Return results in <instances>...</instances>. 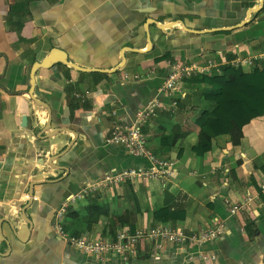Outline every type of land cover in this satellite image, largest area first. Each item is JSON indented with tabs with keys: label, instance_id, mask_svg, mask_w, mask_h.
I'll use <instances>...</instances> for the list:
<instances>
[{
	"label": "crops",
	"instance_id": "crops-1",
	"mask_svg": "<svg viewBox=\"0 0 264 264\" xmlns=\"http://www.w3.org/2000/svg\"><path fill=\"white\" fill-rule=\"evenodd\" d=\"M248 57L257 58L253 67L233 68H264V0H0V264H183L196 250L217 257L209 264H264V116L243 128L237 145L219 135L195 150V120L215 108L205 85ZM176 62L212 67L196 76L203 84L180 85L185 98L169 113L159 88ZM158 96L162 108L143 130L153 153L175 163L174 176L76 202L64 230L112 239L162 224L153 214L168 207L185 213L168 222L179 228L219 218L225 232L200 249L157 252L143 243L127 261L101 262L59 239L55 212L105 174L150 168L106 138L116 119L132 124ZM248 197L251 207L231 215L229 203Z\"/></svg>",
	"mask_w": 264,
	"mask_h": 264
},
{
	"label": "built area",
	"instance_id": "built-area-1",
	"mask_svg": "<svg viewBox=\"0 0 264 264\" xmlns=\"http://www.w3.org/2000/svg\"><path fill=\"white\" fill-rule=\"evenodd\" d=\"M256 59H253V57L236 59L231 63V66L235 68L253 67ZM211 67V63L205 67L180 62L171 64V72L159 88V95H165L169 98L167 109L169 113H174L179 101L185 98V95L180 91V85L185 80L206 73ZM161 108L162 104L158 96L137 113L132 124L124 125L121 119L114 121L111 132L106 138V143L123 146L132 156L145 158L149 161L150 168H128L117 174H105L69 197L55 212L53 221L54 230L64 243L82 253L96 257L101 262L109 257H120L127 261L136 254L139 246L143 243L152 244L157 252L161 251L166 245L200 249L205 244L219 239L225 232V222L219 218L214 219L210 227L195 231H187L171 223H164L154 227H143L134 232L121 230L112 239L75 237L64 230L62 221L69 207L76 202L89 198L103 189H110L127 183L135 184L153 180L165 181L167 178L174 176L175 163L171 160L162 159L153 153L148 147V140L143 130L150 119L158 116ZM114 116H116V112H114ZM260 188L261 193L264 194V181L261 183ZM252 202L253 198L248 197L238 204L229 203V211L231 215H239L247 211ZM216 261L217 257L214 254L196 250L187 255L183 264H209Z\"/></svg>",
	"mask_w": 264,
	"mask_h": 264
},
{
	"label": "trees",
	"instance_id": "trees-1",
	"mask_svg": "<svg viewBox=\"0 0 264 264\" xmlns=\"http://www.w3.org/2000/svg\"><path fill=\"white\" fill-rule=\"evenodd\" d=\"M193 84H203L202 77L190 79ZM205 100L214 102L210 116L202 114L195 120L199 129V140L195 150L200 155L213 138L230 135L235 145L243 137V128L252 120L264 116V68L245 72L229 65L222 67L212 83L205 85L202 92ZM158 223L183 222L185 213L165 207L153 214Z\"/></svg>",
	"mask_w": 264,
	"mask_h": 264
},
{
	"label": "water",
	"instance_id": "water-1",
	"mask_svg": "<svg viewBox=\"0 0 264 264\" xmlns=\"http://www.w3.org/2000/svg\"><path fill=\"white\" fill-rule=\"evenodd\" d=\"M48 65H49V62H46V63L41 64V67H46L47 68ZM61 132H63V131H61ZM9 221H11V220L10 219L9 220H5L4 222H6L11 227L12 230H14L13 227L11 226V224L9 223ZM24 221H25V224L30 229L31 228L30 220L29 219H24ZM4 242L8 243V240H5Z\"/></svg>",
	"mask_w": 264,
	"mask_h": 264
}]
</instances>
